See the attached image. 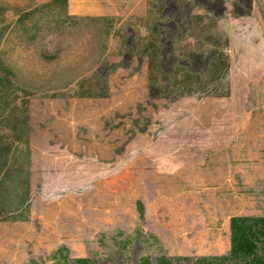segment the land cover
<instances>
[{"label":"rangeland","instance_id":"obj_1","mask_svg":"<svg viewBox=\"0 0 264 264\" xmlns=\"http://www.w3.org/2000/svg\"><path fill=\"white\" fill-rule=\"evenodd\" d=\"M0 145V264L227 254L264 217V0H0Z\"/></svg>","mask_w":264,"mask_h":264},{"label":"trees","instance_id":"obj_2","mask_svg":"<svg viewBox=\"0 0 264 264\" xmlns=\"http://www.w3.org/2000/svg\"><path fill=\"white\" fill-rule=\"evenodd\" d=\"M66 2L67 0H61L62 4ZM5 152L6 147L0 145V221L6 218L7 214L26 206L30 193L28 153L24 155L25 165L21 164L20 171L15 173L5 158ZM16 183L24 188L20 197L17 196ZM230 242L231 247L227 254L201 257L198 264H264V217L231 218Z\"/></svg>","mask_w":264,"mask_h":264}]
</instances>
